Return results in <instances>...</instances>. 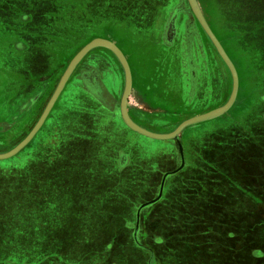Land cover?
I'll use <instances>...</instances> for the list:
<instances>
[{
	"label": "rangeland",
	"instance_id": "rangeland-1",
	"mask_svg": "<svg viewBox=\"0 0 264 264\" xmlns=\"http://www.w3.org/2000/svg\"><path fill=\"white\" fill-rule=\"evenodd\" d=\"M22 2L23 4L18 5L19 19L30 17L34 22L35 30L43 36L40 38L41 42L34 38L31 43L33 46L49 47V49L43 51L44 54L47 53L46 55L41 53L42 56L33 59L35 72H32L29 83H34L35 86L29 90L32 94L28 93L29 97L23 99L20 104L18 97L21 95L20 90L23 85L21 78L28 79V76L21 77L23 65L26 64L21 56L25 55V52L16 51V54L14 50L16 47L19 48L17 43L22 41L25 43L28 39L26 37L21 39V35H18L16 30H12L16 25L20 27L16 14H10L9 24L13 26L7 27L8 32L1 31L0 28V48L3 43L8 45L9 50L8 55L6 53L4 58L2 57L3 65L0 61V117L5 119V122H0V154L11 150L27 135L42 113L72 57L79 48L95 38L112 41L119 49L128 47L127 50L121 51L129 68L131 67L133 78L127 99L129 101L127 114L133 122L135 118L139 119L141 123H135L147 130L168 133L184 119L220 107L229 97L230 72L186 0H22ZM196 2L207 19V15L211 14L209 8L213 7L212 0H196ZM218 4L219 11L225 12L224 1L220 0ZM182 23H186L184 29ZM220 25L223 27L222 24ZM182 33L185 34L186 42L183 41ZM194 36L200 40L199 43L210 47L212 55L215 56L213 70L215 71L217 67L218 74L216 79L213 75L210 77L207 73L201 72L202 63L196 59V54L195 61L198 67L194 77H191L192 80L195 79L192 87L187 71L186 75L181 73L182 57L180 55L176 57L177 54L170 53V49L188 44L185 48L186 52H182L183 57L187 59V53H191L189 44L193 42L192 44L196 46L197 41L195 42ZM12 50L14 52L11 56L9 52ZM45 60L46 62H43ZM203 60H207L206 53ZM41 61L43 63L39 64ZM84 67H87L89 78L92 73L95 75V85L91 87L88 85L86 91L84 81L79 76ZM249 70L251 71V68ZM238 72L243 80L238 100L229 111L217 118L185 127L179 135L180 138L188 134L204 138L221 133L223 126L233 118L244 123L251 111H247L246 115L243 114L245 110L241 112L246 107L244 104L248 103L243 96L247 98L250 96L249 92H253V83L242 62L238 63ZM206 78L209 83L206 82ZM196 79L201 82L200 87L199 83L195 87ZM124 83V70L116 55L106 47L100 45L93 47L75 64L43 123L31 139L12 156L0 159V208L3 209L0 215L11 222L14 221L12 219H19L21 223H18L23 227L15 235L10 234L12 237L8 236L12 238L13 244H7L3 241V239L7 240V237L3 238L0 235V241L4 242L0 244V264H105L101 255L112 247L119 248V244L111 243L112 232L115 231V228L111 227L115 222L117 223L118 218L121 219L122 214L115 212L111 203L120 200L117 204L125 206L127 198L118 194L119 191L115 187L117 179L114 178V181L109 177V173L112 174L110 160L113 157L114 167H123L133 154L128 155L127 146L124 148L126 152L122 149L112 152L111 144L107 146L108 150L100 153L107 163L102 162L105 167L98 169L97 172L99 177H103L105 184H109L112 190L110 195L108 192L105 193L104 182L103 185L101 183L95 185L94 178L84 169L81 173L78 170L72 171L73 167L59 171L60 163H55L57 160L54 157L81 154L80 145L75 146L81 141L83 146L90 144V149L82 154L83 157L95 156V151L98 150L95 142L103 143V141L121 145L133 142L139 150L152 157L158 152L170 151L171 148L166 145L167 141L143 136L123 123L119 114V103ZM30 85L32 87V84ZM34 90H40L42 93L31 108L32 98L38 94ZM248 101L253 102L251 99ZM22 110L24 113H21ZM170 153L175 154L173 150ZM33 156L37 157V163L31 164L30 157ZM45 156L52 158L47 162L44 161ZM88 161L91 159L89 158ZM88 163L87 168H92L90 162ZM26 167L28 170L25 169ZM220 187L224 186L221 184ZM227 192H230V189ZM179 193L166 192L163 202L154 204L157 208L161 207L158 211L159 219L157 218L159 225L154 227L156 230L165 233L164 221L167 220V216L175 218L177 212L182 213L180 208L191 204V197ZM215 193L221 191L216 188ZM149 194L148 192V196ZM215 198L220 203L232 199L229 193L227 196L218 195ZM175 203L182 207L176 209ZM235 203L239 205L241 200L234 196L233 204ZM144 206V201L138 202L135 213H129L130 218L133 217V213L142 218ZM226 206L225 210L221 205L219 206L221 210L218 214L223 221L215 228L225 231L226 235L239 234L243 245L247 235L246 229L243 223L241 225L237 222V218L241 216V209L238 210L237 206L228 207V203ZM54 209L58 210L57 221L62 223L61 226L79 222L72 228H80V224L91 228H85L84 234L82 233L84 237H76V234H71L70 228L66 230L63 228L59 231L51 229L50 234L53 237L47 238L48 242H43L45 239L41 242L34 240L35 223L31 224V222L38 217L39 221L50 218ZM111 215L114 216L115 222H108V217L110 218ZM2 222L6 223L7 220ZM54 223L52 226L55 225ZM0 227L5 228L6 225L0 224ZM137 230H141V236L144 237L148 229L142 227ZM214 230L211 228V232L203 236L215 235ZM218 231L219 229H216V234ZM171 233L175 235L174 231ZM199 236L201 237L202 234ZM258 246L260 250H256L255 244L250 254L256 256L259 252L264 256V246ZM212 254L218 256L220 252H215L213 249ZM111 255L108 256L109 263L106 264H111V259L115 260L121 256L116 250Z\"/></svg>",
	"mask_w": 264,
	"mask_h": 264
},
{
	"label": "crops",
	"instance_id": "crops-1",
	"mask_svg": "<svg viewBox=\"0 0 264 264\" xmlns=\"http://www.w3.org/2000/svg\"><path fill=\"white\" fill-rule=\"evenodd\" d=\"M13 2L23 4L22 0H1V31L7 30L8 32L7 27L9 25L13 26L9 24L11 17L8 12V5ZM16 17L20 24V27L15 26L16 33L21 35V39L26 37L28 41L25 40L26 44L23 41L17 43L19 48L16 47L14 51L25 52V55L21 56L23 61L26 62L23 65L21 77H24V75L27 77L28 72L26 70L33 67L31 63L33 59L44 54L42 52L44 50L39 49L37 50L39 53L35 56L33 50L27 48V46L36 47L37 45L33 46L31 42L34 38L41 42L40 38L43 36L39 35V32L35 29L31 31L24 29L28 23H31L30 17L21 20L18 15ZM246 25L244 32L226 31V29L220 28L216 24L213 26L210 24L209 26L237 73V91L232 105L238 100L240 85L243 80L238 72L239 62L244 64L246 72L252 77L253 92H249L250 96L248 98L243 96V99L246 98L248 103L244 104V107H246H243L244 109L241 112L245 110L243 114L246 115L247 111H251L244 123L233 118L232 121L223 126L221 133L208 135L204 138L191 134L182 135L181 138L178 136L176 142L173 140L167 141L166 145L171 148L169 152H158L154 157L152 155L147 156V153L141 149L139 150L133 142H128L125 145L116 143V145L113 142L106 143L105 141L103 143L95 142L98 145L95 156L83 157L82 154H70L69 156L54 157L57 160L55 163H60L59 171L73 167L72 171L78 170L81 173V170L84 169L88 175L91 174L90 176L94 178L95 185L97 183L103 185L105 181L103 177L98 176L97 171L98 169H104V164L107 161L103 159L100 153L108 150L107 146L111 144L112 152L121 149L126 152L124 148L127 146L128 155L133 154L131 157L129 156L130 160H127L123 167H114L113 157L110 160L112 174L109 173V177L114 181L117 179L116 190L119 191L118 194L126 196L127 199L125 206L117 204L120 200H114V204L111 203L114 211L122 214L121 219H117L118 224L114 221L113 215L110 218L108 217V222H115L114 226L111 227L115 228L114 233L112 232L113 241L111 243L120 246L117 249L112 247L101 255L105 264L109 261L108 256L113 255L115 250L121 256L116 258L119 260L118 262L115 261L116 259H111V264H264L262 254H259V252L256 256L250 254L253 245L256 244V250H260L258 245L264 246V9L261 13L249 15L246 19ZM1 45L0 61L3 65L2 60L6 53L8 55L9 50L7 44L2 43ZM127 48L124 47L126 50ZM202 48L207 55V60L214 62L215 56L212 55L210 47ZM202 48L195 49L193 47L194 50L189 48L196 67L198 65L195 56L197 54L196 59L202 61L200 55ZM124 49L120 47L121 51H124ZM14 51H10L9 55ZM184 51L186 52L185 47L170 49V53L175 52L176 57L180 55L182 60L185 59L182 53ZM182 60L180 63H182ZM22 62L21 64H23ZM43 62H46V60ZM43 62L41 61L39 64ZM21 79L24 83L25 79ZM131 79L132 86L133 78L131 77ZM249 99L253 102L248 101ZM248 104L251 106L249 107ZM229 109L219 116L227 113ZM135 122L141 123L136 118ZM86 147L90 149V144H86ZM171 150L175 154H171ZM99 156H101V159H99ZM44 158V161L48 162L52 157L45 156ZM89 158L91 161H88ZM30 159L31 164L37 163L36 156L30 157ZM88 162L92 165L90 169L87 168ZM185 168L186 170H184ZM25 169L28 170L27 167ZM221 184L225 188H221ZM105 186V193L108 192L110 195L112 190L109 184H105ZM216 188L221 193H215ZM228 188L230 192H227ZM171 191H175L177 194L181 192L184 196L191 197L192 200L191 204L184 207L178 203L174 204L176 209L182 207L180 208L182 213L177 212L175 218L167 216V220L164 221L166 227L164 233L154 228L159 225L158 211L161 208L160 206L157 208L154 204L163 202L166 192L168 194ZM148 192L150 196H148ZM227 193L232 197L229 201L227 199L226 202L224 200L220 203L215 198L218 195L227 196ZM234 196L241 200L239 205L233 204ZM141 201H144L145 205L142 218L140 215H134L135 206ZM227 203L228 207L237 206L238 210L241 209V216L237 218V222L241 225L243 223L246 229L247 235L243 245L242 237L239 234L228 233L226 235L225 231L222 232L220 228H215L223 221V218L218 214V211L221 210L219 206L221 205V208L225 210ZM131 212L134 213L133 217L130 218L129 213ZM160 214L163 216L162 213ZM169 221L171 224H167ZM142 227L148 229L144 237L141 236V230H137L142 229ZM168 227H170L169 230ZM118 228L120 229L118 230ZM211 228L215 229V235L203 236L210 233ZM216 229H219L217 234ZM172 231L175 235L171 233ZM199 234H202V236L200 237ZM247 239H249L248 244H246ZM97 241L98 239L95 240V242ZM90 242L93 243L94 241ZM213 249L215 252H220V254L218 256L212 254Z\"/></svg>",
	"mask_w": 264,
	"mask_h": 264
},
{
	"label": "water",
	"instance_id": "water-1",
	"mask_svg": "<svg viewBox=\"0 0 264 264\" xmlns=\"http://www.w3.org/2000/svg\"><path fill=\"white\" fill-rule=\"evenodd\" d=\"M186 1L189 4L192 13L194 14V16L198 20L199 24L201 25V27L203 28V30L205 31V33L207 34V36L209 37L211 42L213 43L217 53L219 54L220 58L225 63L226 67L228 68V70L230 72V75H231V91H230V94H229L227 101L223 105H221L218 108L209 110L207 112L200 113V114L191 116L187 119H184L172 131H170L168 133L153 132V131L147 130V129L137 125L135 122H133L130 119V117L127 114V104H128L127 99H128L129 93L131 91V80H132L129 64H128L125 56L121 52V50L112 41H109L106 39H101V38H95V39L89 41L88 43H86L83 47H81L75 53V55L72 57V59L70 60V62L66 66L63 74L61 75V77L57 83V85L55 86L52 94L50 95L42 113L40 114L39 118L37 119V121L35 122L33 127L30 129V131L27 133V135L17 145H15L11 150H9L5 153H1L0 159H4V158L12 156L15 152H17L21 147H23L31 139V137L35 134V132L39 129V127L43 123L45 117L47 116L49 110L51 109L52 105L54 104L55 100L57 99V97H58L59 93L61 92V90H62L65 82L67 81L69 75L71 74V71L74 68L75 64L81 59V57L87 51H89L91 48L98 46V45L110 49L116 55L117 59L120 61L121 66L124 70L125 83H124V88H123V92H122V95L120 98V103H119V114H120V117H121V120L123 121V123L129 129L133 130L134 132H137L143 136L153 138V139H157V140H163V141L173 140L176 142L178 140L179 134L181 133L183 128H185L186 126L200 122V121H204L207 119H211V118L216 117V116H219L220 114H222L226 110H228L234 101L235 94L237 91V73H236V70H235L231 60L229 59V57L225 53L224 49L222 48L221 44L219 43L218 39L216 38L215 34L213 33V31L209 27V25H208L207 21L205 20L203 14H202V11L199 8L196 0H186Z\"/></svg>",
	"mask_w": 264,
	"mask_h": 264
},
{
	"label": "flooded vegetation",
	"instance_id": "flooded-vegetation-1",
	"mask_svg": "<svg viewBox=\"0 0 264 264\" xmlns=\"http://www.w3.org/2000/svg\"><path fill=\"white\" fill-rule=\"evenodd\" d=\"M13 1H18V0H13ZM222 1V0H221ZM224 1V6L223 8L225 9V12L224 11H219V2L220 0H212V4H213V7H210V12L211 14L207 15V23L208 25L210 26V24L213 26V21L215 24L219 25L220 27H222L220 24L223 25L222 28L226 29V31H234V32H241L243 31L244 29H246L247 25H246V19L249 15H253L255 13H261L262 9H264V0H223ZM211 4V3H210ZM226 4V5H225ZM20 3L18 2H13V3H10L8 5V12L10 14H16L18 15V10H19V6ZM227 6V7H226ZM21 8V6H20ZM209 20V21H208ZM211 20V21H210ZM218 22V23H217ZM220 23V24H219ZM183 24V29L186 27V23H182ZM12 30H16V28H12ZM244 32V31H243ZM183 35V41L186 42L187 40H185L184 38V33H182ZM194 40L196 42V46L192 43L189 44V47H191V49H193V47H195V49H198L199 47L202 48V47H208L206 45H202L201 43H199L198 41V38L196 36H194ZM188 44L186 45H183V47H187ZM27 48H31V47H27ZM44 50L47 51L49 49V47H32L31 50H33V53L34 55L36 56V54L38 53L37 50ZM194 50V49H193ZM43 52V51H42ZM47 53H45L44 55H46ZM200 55L202 57V65H201V72L203 73H207L208 76L211 77V75H213L216 79H217V67L215 69V71L213 70V66L215 64V61L212 62V61H208V60H203V56L205 58V52L203 51V48H202V51L200 52ZM192 55L188 52L187 53V59H183L182 60V75H186L185 72L187 71V76L189 77L190 79V85L193 87V84L195 82V79L191 77H194L195 75V71L197 72V67L195 66V62L193 61ZM34 61V60H33ZM31 62L32 64L34 62ZM186 61V62H185ZM217 62V61H216ZM197 64V63H196ZM184 65V66H183ZM31 66V65H30ZM85 69L82 70L81 69V72H80V79H83V83L85 84L86 89L88 87V85L91 87L92 85H95V75L94 73H92L90 76L91 78H89V72L87 71V67H84ZM26 70V69H25ZM28 72L27 76H28V79L26 78L25 79V84L23 83V85H21V95L20 97H18V100H20V104L22 103V100L25 99V98H28L29 95L28 93H31L29 90L33 88V86H35L34 83H29V80L32 79V72L34 71L35 72V68L34 67H31L29 68V70H26ZM33 72V73H34ZM1 74V73H0ZM192 80V81H191ZM219 80V79H218ZM194 81V82H193ZM203 82V81H202ZM207 83H209L208 81H206ZM197 83H199V87L201 85V82L197 79H196V86L197 87ZM32 84V87H30ZM37 86V85H36ZM36 92V96H34L32 98V104H31V108L32 106L37 102V99L38 97L41 95L42 91L38 90V91H35ZM188 92V91H187ZM192 93V92H191ZM32 94V93H31ZM30 94V95H31ZM205 97V96H204ZM210 98V97H209ZM30 108V109H31ZM29 111V109H28ZM21 113H24L23 110L21 111ZM84 115H87L86 112H83ZM5 114H3L4 116ZM2 118V117H0ZM5 122V119H0V122ZM86 125V124H85ZM74 145V144H73ZM80 145V146H79ZM75 146H79L80 147V153L81 154H85L87 152V147L86 146H83L82 145V141L79 143V144H76Z\"/></svg>",
	"mask_w": 264,
	"mask_h": 264
},
{
	"label": "trees",
	"instance_id": "trees-1",
	"mask_svg": "<svg viewBox=\"0 0 264 264\" xmlns=\"http://www.w3.org/2000/svg\"><path fill=\"white\" fill-rule=\"evenodd\" d=\"M1 0H0V8H1ZM1 10H0V15H1ZM10 21V20H9ZM1 22H2V19L0 18V24H1ZM5 22V21H4ZM33 27V28H32ZM25 29H28L29 31H31V30H33V29H35L34 28V22L33 21H31V23H28L26 26H25ZM39 207V206H38ZM54 208H55V206H53ZM3 209H1L0 208V212L2 211ZM55 214V215H54ZM58 215V210L57 209H54V213H52V214H50V218H48V219H46V218H44L42 221H39V217L38 218H36L35 220H34V222H31V224L32 223H35V230H34V240H36V241H39V242H41L42 240H44L43 242H48L47 241V238L49 239V238H51L52 239V237L53 236H51V229L52 230H56V231H59V229H63L64 228V230H66V228H70V231L72 230V233L71 234H76V237H84L83 235H82V233L84 234V230H85V228H88V229H90L91 228V226H83V225H81L80 224V228H72L76 223H79V222H74V223H69V224H67V226H65V227H63V226H61L62 225V223L61 222H59V221H57L58 219H59V217L57 216ZM3 220H7V222L6 223H3L2 221ZM12 220H14V221H12L11 222V220H9L8 218H3L1 215H0V224H5L6 225V227L4 228V227H0V235L3 237V238H5V237H7V240H5V239H3V241H6V243L7 244H13L12 243V238L10 239V238H8V236H11L12 237V235H10V234H13V235H15L16 234V232L17 231H19V230H21V228H23V227H21V224H19V223H21V221H19V219H12ZM31 220V219H30ZM53 221H55V223L53 222ZM14 222H17V223H14ZM19 222V223H18ZM52 223H54L55 225H53L52 226ZM28 226V225H27ZM76 226V225H75ZM69 230V229H68ZM65 234H67L68 235V233H65ZM70 234V235H71ZM3 241H0V244H2V243H4ZM17 241V240H16ZM15 241V242H16ZM52 242V241H51ZM54 242V241H53ZM57 243H58V240L56 241ZM86 243H89V242H86ZM16 256H17V254H16Z\"/></svg>",
	"mask_w": 264,
	"mask_h": 264
}]
</instances>
